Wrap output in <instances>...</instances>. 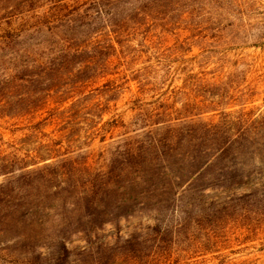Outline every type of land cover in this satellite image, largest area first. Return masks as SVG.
<instances>
[{
    "label": "trees",
    "instance_id": "16d2710c",
    "mask_svg": "<svg viewBox=\"0 0 264 264\" xmlns=\"http://www.w3.org/2000/svg\"><path fill=\"white\" fill-rule=\"evenodd\" d=\"M94 1L95 6L86 8L80 18L99 20L100 25L90 28L86 23L80 37L51 30L49 52L23 65L20 76L6 77L23 88L15 103L23 109L13 113L10 94L1 113L30 116L18 128L25 131L15 154L0 151V175L10 176L0 187L9 194L15 191L0 207V241L29 245V256L21 264H202L198 257L213 250L198 245L195 237L186 239L192 244H181L179 218L173 223L154 219L128 233L121 232L118 223L134 210L153 208L147 206V199L181 179L179 170L196 159L197 168L184 183L231 147L264 149V120H245L243 132L224 136L212 133L217 124L200 118L215 113L221 104L197 93L200 84H209L199 74L210 73L205 69L210 63L225 66L224 51L237 45V33L218 12L194 1L142 0L130 5L128 13L110 8L119 0ZM74 22L68 18L66 29H72ZM142 26L147 30L140 34ZM171 35L173 41L166 45ZM193 46L200 50L194 60L198 70L189 72V64L181 67L187 73L181 87L194 93L185 94L193 113L171 117V106L182 93L178 88L163 97L154 111L138 113L144 121L141 133L118 144L106 163L97 164L91 150L79 152L96 138V124L110 112L109 103L121 84L133 81L138 94L161 88L177 60L173 55L181 56ZM159 71V78L148 76ZM28 86L35 89L24 90ZM134 95L137 102L139 96ZM207 141L219 143L208 151L202 148ZM41 213L52 218L40 217ZM11 225L18 231L9 236L5 232ZM108 225L115 226V233L105 232ZM206 239H211L209 231Z\"/></svg>",
    "mask_w": 264,
    "mask_h": 264
},
{
    "label": "rangeland",
    "instance_id": "374dc122",
    "mask_svg": "<svg viewBox=\"0 0 264 264\" xmlns=\"http://www.w3.org/2000/svg\"><path fill=\"white\" fill-rule=\"evenodd\" d=\"M184 1H194L198 6L210 9L213 13L218 12L223 22L232 23L234 34L237 33V45L232 44L224 51L228 59L225 66L220 68L210 63L205 69L211 72L199 74L200 77L206 78L209 84H200L197 93L210 95L221 104L215 113H203L200 116L204 121L217 124L211 129L212 133L231 136L243 132L245 120H264V0ZM96 2L0 0V151L5 149L6 152L15 154L18 141L25 131L18 128L23 126L30 116H6L1 113L6 109L4 100L10 94L13 96L7 99L13 104V113H19L23 109L19 104H15L20 99L23 88L16 86L15 82L7 81V75L11 73L20 76L23 65L30 63L37 54L49 52L47 41L51 39V30L60 29L62 34L65 32L80 37V31L87 29L86 23L91 24L90 28L100 25L99 20L85 22L80 18L84 10L95 6ZM140 2L142 0H119L118 3L110 5V8L128 13L130 5ZM68 18L75 20L72 29H66L65 21ZM145 30V26H142L138 33ZM140 34L136 36L137 39ZM172 41L171 35L167 38L166 45ZM259 42L263 44L259 45ZM199 51L193 46L181 56L174 54L177 60L171 64L166 83L159 89L138 94L133 81L121 84L115 91L116 96H113L116 98L109 103L110 112L103 114L96 124V138L88 148L79 152L91 150L97 164L106 163L118 144L141 133L139 127L144 121L138 113L145 109L154 111L163 97L172 95L173 90L178 88H181L182 93L176 96L171 106V117L184 118L189 112L193 113L185 94L193 96L194 93L191 88L181 87L187 76L181 67L189 64V72H196L198 66L194 60L199 56ZM235 59L239 61L232 64ZM148 76L159 78L161 72H151ZM34 89L33 86H28L24 90ZM161 93H164L163 96ZM132 94L139 96L137 102L133 101ZM220 95L223 98H220ZM104 134L105 140L99 141ZM215 143L219 142L207 141L202 148L207 147V150L211 151ZM193 148L191 146L189 149ZM196 161L187 164L184 170H179L178 175L181 174L182 178L173 181L163 193L160 191L158 195L147 199V206L153 208L134 210L129 218H121L118 223L121 232H131L139 226L153 223L154 219L173 223L179 218L183 231L179 237L181 244H192L186 239L195 237L198 245L213 250L198 257L199 260H204L202 264H264V149L255 152L253 148L231 147L222 157L199 170L193 179L184 183L189 173L196 170ZM17 174L18 171H15L13 176ZM8 178L10 176L0 175V185L6 183ZM5 188L0 187V207L6 199L15 195V191L9 194ZM116 213L118 212L114 211V215ZM39 216L48 217L47 213H41ZM48 218H52L51 215ZM114 227L108 225L104 230L115 233ZM17 231L18 229L11 225L5 233L10 236ZM208 231L211 234L210 240L206 239ZM1 236L0 233V238ZM27 245L16 240L7 243L0 241V264L23 263L25 257L29 256L30 249Z\"/></svg>",
    "mask_w": 264,
    "mask_h": 264
}]
</instances>
